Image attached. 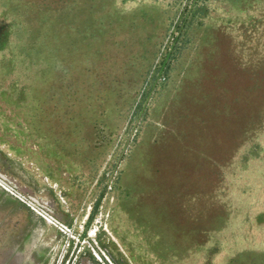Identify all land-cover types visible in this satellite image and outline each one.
<instances>
[{
  "label": "rangeland",
  "instance_id": "1",
  "mask_svg": "<svg viewBox=\"0 0 264 264\" xmlns=\"http://www.w3.org/2000/svg\"><path fill=\"white\" fill-rule=\"evenodd\" d=\"M0 264H264V0H0Z\"/></svg>",
  "mask_w": 264,
  "mask_h": 264
}]
</instances>
